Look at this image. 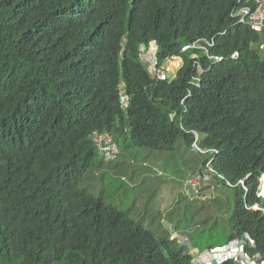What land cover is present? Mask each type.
<instances>
[{
    "label": "trees",
    "instance_id": "trees-1",
    "mask_svg": "<svg viewBox=\"0 0 264 264\" xmlns=\"http://www.w3.org/2000/svg\"><path fill=\"white\" fill-rule=\"evenodd\" d=\"M239 6L0 0V264H196L173 240L79 186L98 163L93 136L104 131L119 154L121 143L171 151L182 138L207 155L188 178L212 159L215 174L201 184L200 200L218 185L232 188V231L195 253L248 234L255 248L246 250L264 260V214L245 208L264 206L256 195L264 173V59L260 33L231 16ZM194 41L203 47L181 51ZM151 42L157 69L180 58L171 76L147 71L141 47Z\"/></svg>",
    "mask_w": 264,
    "mask_h": 264
},
{
    "label": "rangeland",
    "instance_id": "rangeland-1",
    "mask_svg": "<svg viewBox=\"0 0 264 264\" xmlns=\"http://www.w3.org/2000/svg\"><path fill=\"white\" fill-rule=\"evenodd\" d=\"M179 63L180 58L165 61L164 73L171 76ZM121 144L113 161H103L98 153V163L84 173L81 188L192 255L207 243H221L231 233L232 188L218 185L206 191L202 201L184 187V181L198 173L207 155L187 148L182 138L171 151Z\"/></svg>",
    "mask_w": 264,
    "mask_h": 264
},
{
    "label": "built area",
    "instance_id": "built-area-1",
    "mask_svg": "<svg viewBox=\"0 0 264 264\" xmlns=\"http://www.w3.org/2000/svg\"><path fill=\"white\" fill-rule=\"evenodd\" d=\"M240 6L232 10L231 16L234 17L238 23L249 25L253 30L260 32L261 39L259 42V50L262 58L264 59V0H239ZM200 41H194L182 46L181 51L184 52L189 48L203 47ZM212 42H207L208 46H211ZM205 46V45H204ZM208 46L204 48L208 49ZM142 58L143 62L147 65V71L152 76H158L163 78L166 74L161 69H157V55L156 45L151 42L147 47L142 46ZM237 53L232 54L235 57ZM217 59V58H216ZM199 68V67H198ZM191 134L194 137L192 142V148L199 149L197 140L199 139L198 134L191 130ZM97 151L102 155L106 161L115 160L119 154V146L113 140V136L110 132L104 131L96 133L93 136ZM212 160V159H211ZM211 160L205 165L204 170L196 176L187 179V184L190 186L191 194L194 192L196 195H200L201 184L209 179V176L215 174L214 168L211 166ZM218 177L222 178L221 175ZM260 189L257 192V196L264 197V174L260 180ZM239 183L244 185V180L240 179ZM227 186H233L229 181L226 182ZM186 187V185H185ZM245 208L260 209L264 214V206L254 203L252 205L245 204ZM255 248L254 240L248 235L244 234L243 237L232 240L229 244L224 246H218L213 249L203 251L195 254L193 261L196 264H221L223 260L231 258L238 261L240 264H264V260L258 261L257 253L252 256L246 248Z\"/></svg>",
    "mask_w": 264,
    "mask_h": 264
},
{
    "label": "clouds",
    "instance_id": "clouds-1",
    "mask_svg": "<svg viewBox=\"0 0 264 264\" xmlns=\"http://www.w3.org/2000/svg\"><path fill=\"white\" fill-rule=\"evenodd\" d=\"M237 21V20H236ZM240 24H242V23H240ZM243 25H246V24H243ZM247 26H249V25H247ZM250 27V26H249ZM251 28V27H250ZM252 29V28H251ZM253 30V29H252ZM255 31H257V30H255ZM257 32H259V31H257ZM260 33V32H259ZM192 145V144H191ZM102 156V155H101ZM103 158V157H102ZM104 161H106V160H104ZM113 161V160H112ZM264 174V173H263ZM263 174L259 177V181H258V188H257V192L259 191V189H260V184H261V182H260V180H261V178H262V176H263ZM218 177V176H217ZM218 178H220V177H218ZM220 179H222V178H220ZM230 187V186H229ZM256 192V193H257ZM257 195V194H256ZM198 196V195H197ZM198 197H202L201 196V193H200V195L198 196ZM196 252V251H195ZM250 253V252H249ZM195 254H197V253H195ZM195 254H194V256H193V258L195 257ZM231 258H228V259H225V260H223L222 261V263L221 264H223L224 262H227L228 260H230Z\"/></svg>",
    "mask_w": 264,
    "mask_h": 264
}]
</instances>
